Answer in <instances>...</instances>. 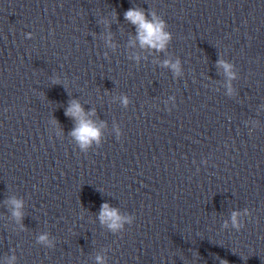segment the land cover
I'll return each mask as SVG.
<instances>
[{
    "label": "clouds",
    "instance_id": "1",
    "mask_svg": "<svg viewBox=\"0 0 264 264\" xmlns=\"http://www.w3.org/2000/svg\"><path fill=\"white\" fill-rule=\"evenodd\" d=\"M124 19L135 26L136 30V36L134 39L129 40V46H134L138 41L141 49L166 52L167 46L172 40V33L167 30L168 25L166 21L156 10L148 9L146 11L144 8L138 6L130 7L124 12ZM103 23L108 24V21H103ZM31 36V33L27 34L28 39H31ZM111 41L112 35L108 33L106 43L109 47L115 49L116 45ZM135 59L139 61L140 56L136 55ZM216 65L218 68L223 69V74L227 80L228 94L232 95L233 88L231 81L236 78L234 64L224 59H218ZM161 66L170 68L176 76L181 74V62L179 59H176L175 62L165 59L161 62ZM53 83H61L60 78L58 76L53 78ZM120 102L124 107H127L130 103L127 95H122ZM64 114L75 121L74 128L69 135L75 140L81 152L86 153L94 144L96 146L101 144L102 129L105 127V123L102 121L97 123L90 118L96 115L95 109L86 113L78 100H70ZM53 123L59 124L56 120H53ZM5 204L9 207L11 217L23 231V219L25 216L23 211L24 201L12 196L5 201ZM245 217H251L249 209L245 208L243 211L234 210L230 213L229 218L222 223L221 228L225 230L231 228L239 232L245 227ZM98 219L102 226L106 227L113 234H116L123 231L126 224L132 225L135 217L123 215L118 208L112 207L105 202L101 204ZM36 243L46 248H53L55 246L54 240L50 238L47 232H41L36 237ZM241 258L246 259L245 257ZM216 259L219 260V264H227V260L220 259L219 257H216ZM95 260L96 264H107L106 258L103 255L97 254ZM16 261L17 256L15 254L4 258L5 264H16Z\"/></svg>",
    "mask_w": 264,
    "mask_h": 264
}]
</instances>
